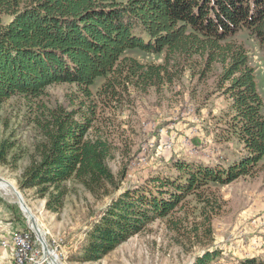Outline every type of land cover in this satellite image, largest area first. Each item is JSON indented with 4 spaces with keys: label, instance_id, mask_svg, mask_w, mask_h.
I'll list each match as a JSON object with an SVG mask.
<instances>
[{
    "label": "trees",
    "instance_id": "trees-1",
    "mask_svg": "<svg viewBox=\"0 0 264 264\" xmlns=\"http://www.w3.org/2000/svg\"><path fill=\"white\" fill-rule=\"evenodd\" d=\"M242 32L264 54V0H0V104L16 95L42 98L59 83L76 84L86 99L85 110L71 107L73 98L69 106L41 102L33 117L40 137L20 186L34 187L56 212L71 181L95 196L119 186L108 164L109 135L95 129L98 104L92 87L99 78L122 101L131 88L160 89L186 70L203 77L220 70L217 86L228 102L220 140L239 144L237 155L178 157L170 168L113 198L87 233L84 261L101 258L190 196L204 218L200 226L212 236V221L224 204L212 186L252 174L264 157V99L250 53L238 37ZM130 50L163 59L144 62ZM16 144L11 138L0 141V163L21 157L14 153ZM217 255L207 252L197 264ZM242 262L264 264V259Z\"/></svg>",
    "mask_w": 264,
    "mask_h": 264
},
{
    "label": "rangeland",
    "instance_id": "rangeland-1",
    "mask_svg": "<svg viewBox=\"0 0 264 264\" xmlns=\"http://www.w3.org/2000/svg\"><path fill=\"white\" fill-rule=\"evenodd\" d=\"M238 37L250 53L264 99V54L260 45L244 32ZM128 53L144 62L163 59L161 55L139 50ZM219 71L213 70L203 77L199 72L186 70L173 84L160 89L143 92L131 88L123 94L122 101L107 90L106 79L99 78L92 87L98 104L95 129L109 135L112 152L108 164L119 186L112 187L109 195L95 196L71 181L65 204L58 212L46 207L47 198L39 197L34 187L21 188L20 177L40 137L33 122L38 105L42 102L69 106L73 98L71 107L82 106L85 110L83 93L76 84L59 83L49 86L42 98L31 100L16 95L1 103L0 141L17 140L14 153L21 157L14 161L9 156L5 163H0V181L8 180L12 185L9 191L0 186V235L4 238L15 232H28L38 239L30 214L14 194L19 191L58 264H197L198 258L207 252L218 253L208 264H243L246 258L264 259V157L252 174L227 185L212 186L224 204L212 221L211 237L200 226L204 218L190 196L169 216L148 224L101 258H81L87 233L113 198L170 168L169 162L178 157L198 155L230 160L237 155L239 144L230 139L220 140L228 102L217 86Z\"/></svg>",
    "mask_w": 264,
    "mask_h": 264
},
{
    "label": "built area",
    "instance_id": "built-area-1",
    "mask_svg": "<svg viewBox=\"0 0 264 264\" xmlns=\"http://www.w3.org/2000/svg\"><path fill=\"white\" fill-rule=\"evenodd\" d=\"M0 247L10 251L14 264H56L57 257L48 256L46 248L38 239H33L30 233L15 232L10 237L0 235ZM52 248L48 245V248Z\"/></svg>",
    "mask_w": 264,
    "mask_h": 264
},
{
    "label": "bare ground",
    "instance_id": "bare-ground-1",
    "mask_svg": "<svg viewBox=\"0 0 264 264\" xmlns=\"http://www.w3.org/2000/svg\"><path fill=\"white\" fill-rule=\"evenodd\" d=\"M0 186H2L3 188H5L6 190H8L9 191V188L10 187H12V185H11V183H10V181H6V180H2V181H0ZM13 191H14V189H12ZM19 191H14V194L17 196H19V198H20V204H21V206H22V208H23V210L25 211V212H27L28 214H30V220H31V223H32V225L34 226V228L37 230L36 232L41 236L42 235V230L40 229V227H39V225H37V223L35 222V220L33 219V216H32V214H31V211H30V209H29V207H28V205L26 204V201H24V199H23V197H22V195H21V193L19 194L18 193ZM13 193V192H12ZM21 195V196H20ZM19 200V199H18ZM43 236V235H42ZM51 250H46V253L50 256V255H52V252H50Z\"/></svg>",
    "mask_w": 264,
    "mask_h": 264
},
{
    "label": "crops",
    "instance_id": "crops-1",
    "mask_svg": "<svg viewBox=\"0 0 264 264\" xmlns=\"http://www.w3.org/2000/svg\"><path fill=\"white\" fill-rule=\"evenodd\" d=\"M0 264H14L10 251L3 247H0Z\"/></svg>",
    "mask_w": 264,
    "mask_h": 264
},
{
    "label": "water",
    "instance_id": "water-1",
    "mask_svg": "<svg viewBox=\"0 0 264 264\" xmlns=\"http://www.w3.org/2000/svg\"><path fill=\"white\" fill-rule=\"evenodd\" d=\"M37 237L42 242V244L44 245V247L47 249L48 248V243L46 242V240L44 239V237L42 235L39 236L38 234H37ZM55 262H56V259H55ZM56 264H58V263H56Z\"/></svg>",
    "mask_w": 264,
    "mask_h": 264
}]
</instances>
